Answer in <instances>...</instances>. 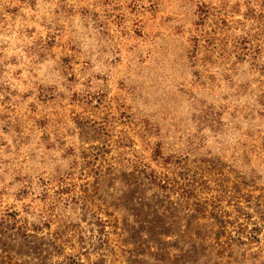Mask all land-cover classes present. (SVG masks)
<instances>
[{
	"label": "rangeland",
	"instance_id": "obj_1",
	"mask_svg": "<svg viewBox=\"0 0 264 264\" xmlns=\"http://www.w3.org/2000/svg\"><path fill=\"white\" fill-rule=\"evenodd\" d=\"M0 264H264V0H0Z\"/></svg>",
	"mask_w": 264,
	"mask_h": 264
}]
</instances>
